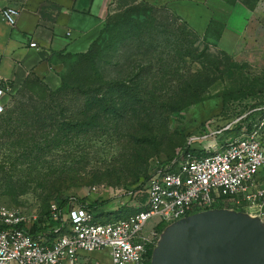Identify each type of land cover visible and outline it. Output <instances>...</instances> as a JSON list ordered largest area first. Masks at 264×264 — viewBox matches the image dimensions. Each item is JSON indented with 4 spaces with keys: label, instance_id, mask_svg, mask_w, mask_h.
Instances as JSON below:
<instances>
[{
    "label": "rangeland",
    "instance_id": "374dc122",
    "mask_svg": "<svg viewBox=\"0 0 264 264\" xmlns=\"http://www.w3.org/2000/svg\"><path fill=\"white\" fill-rule=\"evenodd\" d=\"M1 1L19 8L29 0ZM141 2L165 8L169 30L175 31L172 23L186 22L187 39L193 42L191 58L166 53L169 62L162 80L168 82L163 89H148L150 100L162 107L149 105L127 118L102 114L95 126L72 128L70 117L79 110L74 95L78 82L96 75L125 78L123 45L108 42L113 29L108 24L111 33L93 47L102 54L93 65L82 57L52 58L60 86L65 82L69 89L66 93L56 95L57 88L35 78L9 93L0 115V203L22 210L28 220H45L60 200L73 197L97 203L95 217L108 213L109 219H119L136 213L148 180L182 158L188 138L263 110L264 0H139L135 6ZM117 8L110 0L106 23L114 20ZM122 33L114 28L112 36ZM179 44L177 39V50ZM219 217L232 225L242 218L254 232L264 234V210L222 202L160 225L153 253L166 229L175 226L180 240L173 254H194L221 234ZM87 257L89 264H110L103 253Z\"/></svg>",
    "mask_w": 264,
    "mask_h": 264
},
{
    "label": "built area",
    "instance_id": "2783aa9c",
    "mask_svg": "<svg viewBox=\"0 0 264 264\" xmlns=\"http://www.w3.org/2000/svg\"><path fill=\"white\" fill-rule=\"evenodd\" d=\"M18 14L16 7H4L1 19L14 27ZM30 47L38 46L33 42ZM9 93L0 87V115ZM261 111L254 120L247 114L218 131L203 130L188 138L187 147L205 155L183 154L178 162L162 167L148 180L141 209L127 218L97 221L99 210L73 197L63 208H52L54 221L62 223L59 228L33 236L35 222L22 210L0 203V264H78L80 252L98 251L105 252L111 264H148L160 225L228 201L262 212L264 108L255 112Z\"/></svg>",
    "mask_w": 264,
    "mask_h": 264
},
{
    "label": "trees",
    "instance_id": "16d2710c",
    "mask_svg": "<svg viewBox=\"0 0 264 264\" xmlns=\"http://www.w3.org/2000/svg\"><path fill=\"white\" fill-rule=\"evenodd\" d=\"M114 1L118 6L116 17L112 22H110V19L108 20V23L105 24L103 31L93 43L90 50L85 54L67 55V57H82L84 59L82 61L86 62L85 64L90 62L93 65L94 62L99 60V56L101 57L102 55L100 51H95L93 47L97 42L103 40L102 37L108 34L107 24L108 27L111 26L113 29H123L121 37L118 34L112 36V29V34L108 42L116 40V43H110L114 44V46L123 45L124 54L122 58L124 64L121 68L125 69V78L115 77L110 78V80H105L100 75L98 77L96 75L95 79L91 78L88 82H78L74 89V95L79 98V102H77L79 110L78 114H74L69 120L73 122V129L76 127L95 126V123L101 119L102 114H122V117L127 118L130 114L135 115L137 110L146 109V106L149 105L159 109L162 107L161 104L157 105L153 100H150L149 95L151 93L148 89H163L167 84L168 81L165 83L162 80L164 76L163 71H165L168 66L167 62H169L166 53L169 52L170 54L168 55L170 56L176 54L181 57H193V52H191L193 42L187 39L189 36V28L186 22H181V25L177 22L172 23L171 26L175 28V31L169 30L168 27L170 24L165 23L166 21L164 20V18L168 17L164 11L165 8H154L142 2L140 4L141 6H135L139 3V0ZM180 31L182 32V37L174 40V34ZM177 39L180 40L179 50H177L176 46ZM110 43H108V47ZM105 50H107V46ZM31 78L39 80L36 77ZM56 90L54 93L60 95L66 93L69 89L67 84L62 82V85ZM261 114L262 111L255 112L253 116H249L248 120H254ZM61 125H59V128ZM187 153L198 157L205 155V152L191 150L186 144L184 154ZM70 199L60 200L57 204L58 207L60 209L63 208ZM76 199L81 205H85L87 202L86 197H76ZM88 208L94 211L97 210V203L89 205ZM108 217V213H105L101 217H96V220L108 222L127 218L109 219ZM61 225L62 223L60 221H54L51 211L48 218L39 220L33 224L31 234L33 236H37L40 233L46 234L49 230L59 228ZM53 237L55 236L51 235V238ZM153 249L154 247L150 246L148 251V264H151Z\"/></svg>",
    "mask_w": 264,
    "mask_h": 264
},
{
    "label": "crops",
    "instance_id": "0c3cea01",
    "mask_svg": "<svg viewBox=\"0 0 264 264\" xmlns=\"http://www.w3.org/2000/svg\"><path fill=\"white\" fill-rule=\"evenodd\" d=\"M109 2L29 0L16 7L19 14L12 27L1 19L6 3L0 0V87L12 92L36 77L58 89L52 58L87 53L105 27ZM33 42L37 48L30 47ZM95 253L109 258L101 251L80 252L78 264H89L87 255Z\"/></svg>",
    "mask_w": 264,
    "mask_h": 264
},
{
    "label": "water",
    "instance_id": "95a60500",
    "mask_svg": "<svg viewBox=\"0 0 264 264\" xmlns=\"http://www.w3.org/2000/svg\"><path fill=\"white\" fill-rule=\"evenodd\" d=\"M220 219L221 234L191 255L173 254L180 240L179 228H167L151 264H264V234L254 232L242 218L236 225Z\"/></svg>",
    "mask_w": 264,
    "mask_h": 264
}]
</instances>
